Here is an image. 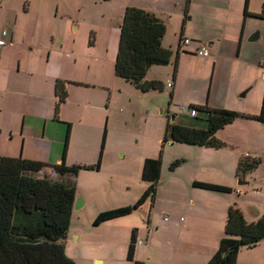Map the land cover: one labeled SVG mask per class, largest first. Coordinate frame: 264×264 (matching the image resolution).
<instances>
[{
  "label": "crops",
  "instance_id": "obj_1",
  "mask_svg": "<svg viewBox=\"0 0 264 264\" xmlns=\"http://www.w3.org/2000/svg\"><path fill=\"white\" fill-rule=\"evenodd\" d=\"M172 1L185 7L184 19L187 15L177 47L181 42L187 54H195L200 48L207 47L209 55L201 59L202 63H206L207 69L213 67L211 81L216 75L219 78L224 76V68L231 70L235 63L239 66L249 65V62L254 60L256 63L264 64V53L248 43L249 36L257 30H259V38L263 37L264 0ZM153 2L154 0L150 5L142 0L133 1L127 3L126 7L133 5L144 8L164 21L163 14H167L168 10L162 5L155 6ZM74 6L76 5L70 4L69 0H0V37L4 30L7 31L5 36L7 43L0 46V155L60 163L66 140L69 141L66 154L71 148L70 129L65 120L72 121V119H69L65 113L66 105L70 103L68 98L60 106L59 118L55 117L56 81L64 80L68 92L74 91L78 85L110 86V83L102 80L93 83L77 77L83 69L85 70L80 57L87 55L76 46L77 41L73 31L80 30L81 26L80 24L75 26L71 18ZM122 21L123 17L121 23ZM189 29L190 33H188ZM181 37L183 40L190 39V43L183 44ZM88 46L93 44L88 43ZM168 46L173 49L171 44ZM103 56L105 57H100L101 75L105 72L111 74L113 63L108 61L110 58L108 59L107 54ZM91 57L97 58V55ZM167 65H171L173 72V64ZM87 67L91 68L90 62ZM156 69V72H159L160 68L156 67ZM263 69V67L257 68L260 72ZM179 76L177 69L175 78L173 82L171 81L172 87H168L172 89V96L178 93ZM157 77L154 75L147 79H158ZM247 84L248 81H243L240 88ZM261 90L262 99L260 102L258 100L257 105L251 107L244 103L242 108L234 113V121L217 132V137L226 145L219 150H209L210 147L197 145L199 148L194 154H205L207 157L204 159L198 157L193 167L186 169L187 175L183 179L179 176L173 179L176 188L183 185L187 191L182 197L185 217H179L178 213H175V218L179 217V220L171 222L170 219L164 218L169 224L161 228L173 235V239H170L171 261L165 264L208 262L217 251L221 238L225 236V223L231 204H237L248 221H255L264 213V86ZM229 108L225 102L221 103L216 99L214 102L207 101L203 117L197 114L194 116V121L200 122L205 119L207 116L205 110L231 112ZM175 120L188 126L206 125V122L201 126L193 122L186 123L180 121L177 116ZM103 132L107 135V130ZM32 147L36 150L40 149V155L33 154ZM182 151V148H176L174 154L184 156L185 161L186 155H183L184 151L181 154ZM243 155L262 157L263 161L257 169L238 180L236 169L238 160ZM40 156H50V158L40 159ZM147 157H157V155ZM211 158L213 160H209ZM48 169H52V166L47 165L45 171ZM210 171L216 174L212 175ZM179 175L182 177L181 173ZM211 175L215 177L209 178ZM242 180L248 183H239ZM194 181L221 184L231 187L232 191L221 193L202 189L194 186ZM157 229L159 230L160 226ZM139 234L140 231L137 229V238L144 240L138 245L141 249L135 253V258L140 260L141 254H152L153 245L146 244L147 238H139ZM197 236L202 238L194 239ZM76 237L79 238L78 235ZM261 249H264V244ZM106 262L105 258L97 259L98 264H106ZM237 263L247 264L241 260L240 255ZM110 264H114V259L110 260Z\"/></svg>",
  "mask_w": 264,
  "mask_h": 264
},
{
  "label": "rangeland",
  "instance_id": "obj_2",
  "mask_svg": "<svg viewBox=\"0 0 264 264\" xmlns=\"http://www.w3.org/2000/svg\"><path fill=\"white\" fill-rule=\"evenodd\" d=\"M133 1L141 0H69L70 4L76 5L71 13L74 25L81 26L80 30L73 31L77 41L76 46L87 55L80 57L85 70L83 69L77 77L93 83H99L101 80L110 83L109 87L96 84L86 87L76 86L74 91L69 92L70 103L66 105L65 110L67 117L72 119V121L65 120L71 124L69 133L71 148L66 154L67 165L97 162L102 146L103 130H107L100 169H80L78 172L77 198L71 224L67 237L62 240L67 255L77 264H98L97 259L104 258L106 264H110V260L113 259L114 264H134L127 258L134 228L140 231L139 238H147L146 244L153 245L152 254H141L140 261L146 264H165L171 261L170 239H173V235L161 227L169 224L164 220L165 217L171 222L179 220L180 216L185 217L182 197L187 192L183 185L176 188L173 179L178 176L183 179L187 175L186 169L193 167L198 157L204 159L207 156L194 154L199 148L197 145L172 141L163 145L169 118L175 115L180 121L193 122L201 126L205 125V119L200 122L194 121L195 117L181 109L183 105L197 107L199 117H203L207 101L214 102L216 99L218 102H225V105L230 107L231 113H236L244 103L253 107L262 99L264 69L260 72L257 68H264V64L256 63L254 60H251L249 65L239 66L235 63L231 70L225 67L224 76L219 78L216 75L211 81L213 67L206 68V63H202L201 59L204 57L196 52L187 54L183 51L178 65L180 74L178 93L174 96L170 94L172 89L166 86L163 91L142 92L130 82L116 76L114 63L119 46V26L127 3ZM142 1L152 5L153 0ZM153 4L162 5L168 10L167 14H163L166 24L163 43L166 46L171 44L175 50L183 28L185 7L180 3H173L172 0H154ZM91 33H93V46H88ZM248 43L264 53V34L258 40ZM94 54L97 58L91 57ZM103 54H107L108 59L110 58L108 61L113 63L111 74L105 72L101 75L100 57H105ZM88 62L91 63L90 69L86 68ZM156 67L160 68L159 72H156ZM154 75L162 79L165 84L168 81L173 82L174 79L171 65L152 66L146 78ZM243 81H248V84L240 88ZM247 88H249L247 94L240 96V93ZM176 148L183 149L185 154L183 151L181 154L186 155L185 161L184 156L174 154ZM31 152L40 155L41 151L32 147ZM160 154L162 170L155 199L148 198L127 216L95 225V218L100 211L131 205L137 201L148 185V182L141 177L144 159L147 156ZM43 157L47 160L50 158V156L39 158ZM174 159H183V161L175 168H171ZM43 162L52 167L55 164L51 160H43ZM179 166H182V169ZM51 171V169L47 170V172ZM210 174L214 175L216 172L210 171ZM224 174L223 172V176ZM212 175L209 178L215 177ZM177 193L181 197L177 196ZM78 198L81 200L79 199L80 205L77 207ZM175 213H178L179 217L175 218ZM158 226H160L159 230ZM150 238L152 240L149 241ZM201 238L202 236H197L194 239ZM262 244L264 241L251 248L243 247L238 256L240 255L241 260L247 264H264ZM138 245L137 252L141 249Z\"/></svg>",
  "mask_w": 264,
  "mask_h": 264
},
{
  "label": "trees",
  "instance_id": "obj_3",
  "mask_svg": "<svg viewBox=\"0 0 264 264\" xmlns=\"http://www.w3.org/2000/svg\"><path fill=\"white\" fill-rule=\"evenodd\" d=\"M165 33V22L153 12L133 5L127 6L120 26L115 75L142 92L163 91L165 82L162 79H147L148 70L154 65L172 63V76L175 78L180 53L186 52L181 42L176 50L164 46ZM92 38L93 33L90 35V44H93ZM55 94V117L58 119L60 106L69 95L64 80L56 81ZM170 94L172 96V92ZM205 111L206 125L203 127L183 125L176 120L171 121L170 117L163 145L172 141L212 148L224 147L226 144L217 137V132L234 121V113ZM67 124L70 129V123ZM105 136L106 132L98 161L94 164L67 165L66 140L62 161L53 165V172L45 171L47 164L39 160L0 155V264H77L67 255L62 240L67 237L71 224L77 198L78 172L80 169H100ZM182 161L183 159H174L171 168H175ZM262 161V157L241 156L237 164V176L242 179L257 169ZM161 170V154L145 158L141 177L148 185L142 195L134 204L100 211L94 224L127 216L148 198L154 200ZM193 185L216 192L232 191L231 187L204 181H194ZM137 240V228H134L127 258L134 264H144L135 258ZM263 240L264 213L257 220L248 221L240 207L235 203L231 204L225 223V236L221 238L215 254L205 264H237L238 254L243 247H254Z\"/></svg>",
  "mask_w": 264,
  "mask_h": 264
},
{
  "label": "built area",
  "instance_id": "obj_4",
  "mask_svg": "<svg viewBox=\"0 0 264 264\" xmlns=\"http://www.w3.org/2000/svg\"><path fill=\"white\" fill-rule=\"evenodd\" d=\"M6 34H7V31L6 30H4L3 32H2V36L0 37V46H3V45H5L7 42H6V39H5V36H6ZM183 44H189L190 43V39H188V38H185L184 40H183V42H182ZM199 55H201V56H208L209 55V50H208V48L207 47H202V48H200L199 50H198V52H197ZM166 86L167 87H172V82L171 81H168L167 82V84H166ZM181 109L182 110H185L190 116H197V114H198V108L197 107H195V106H190V105H183L182 107H181ZM166 219H167V217H166ZM144 242V240L143 239H138L137 240V243L138 244H142Z\"/></svg>",
  "mask_w": 264,
  "mask_h": 264
},
{
  "label": "water",
  "instance_id": "obj_5",
  "mask_svg": "<svg viewBox=\"0 0 264 264\" xmlns=\"http://www.w3.org/2000/svg\"><path fill=\"white\" fill-rule=\"evenodd\" d=\"M259 38V31H255L253 32L250 36H249V40L250 41H255ZM249 88L245 89L242 93H241V96H245L248 92ZM171 121H175V116L174 115H171ZM239 183L241 184H245V183H248V181H240ZM80 198H78V203H77V207L80 205Z\"/></svg>",
  "mask_w": 264,
  "mask_h": 264
}]
</instances>
